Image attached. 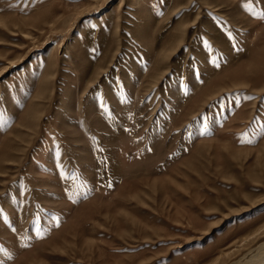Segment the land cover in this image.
<instances>
[{
  "label": "rangeland",
  "instance_id": "1",
  "mask_svg": "<svg viewBox=\"0 0 264 264\" xmlns=\"http://www.w3.org/2000/svg\"><path fill=\"white\" fill-rule=\"evenodd\" d=\"M263 245L264 0H0V264Z\"/></svg>",
  "mask_w": 264,
  "mask_h": 264
},
{
  "label": "bare ground",
  "instance_id": "2",
  "mask_svg": "<svg viewBox=\"0 0 264 264\" xmlns=\"http://www.w3.org/2000/svg\"><path fill=\"white\" fill-rule=\"evenodd\" d=\"M245 264H264V245L261 250L256 254L253 259Z\"/></svg>",
  "mask_w": 264,
  "mask_h": 264
}]
</instances>
